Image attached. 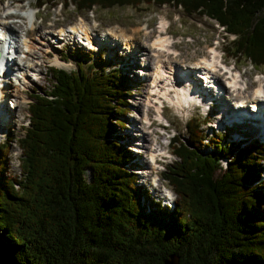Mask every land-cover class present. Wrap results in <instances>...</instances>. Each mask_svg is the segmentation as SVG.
Segmentation results:
<instances>
[{
	"label": "trees",
	"instance_id": "trees-1",
	"mask_svg": "<svg viewBox=\"0 0 264 264\" xmlns=\"http://www.w3.org/2000/svg\"><path fill=\"white\" fill-rule=\"evenodd\" d=\"M59 2L80 12L181 8L235 34L229 56L264 66V0H37ZM77 55L76 69L49 67L50 91L32 95L19 175L0 145V264H166L171 255L180 264H264V145L208 139L192 118L186 141L171 140L179 159L163 176L177 199L162 207L138 185L121 133L127 78Z\"/></svg>",
	"mask_w": 264,
	"mask_h": 264
},
{
	"label": "rangeland",
	"instance_id": "rangeland-1",
	"mask_svg": "<svg viewBox=\"0 0 264 264\" xmlns=\"http://www.w3.org/2000/svg\"><path fill=\"white\" fill-rule=\"evenodd\" d=\"M9 1L11 0H0V17L4 16L7 10H12L13 7H8ZM12 1L14 4H22L24 10L30 15L26 16V23L21 28L22 36L27 29L33 26V22L41 24V27H44L43 29L49 26L57 28L58 25L62 24H80L81 22H87L89 26L92 27L93 32L109 36L104 43L98 41L94 42L96 46L101 44V50L103 52H98L97 50L91 51L89 48H81L82 44L80 42H77L78 44L76 42L73 43L71 39L63 38V35L58 34V32H56L57 39H54L55 42L51 40L47 41L40 37L38 39H36V37L35 40H33L32 45L36 51L43 53V57L36 58L34 55L33 57L35 59L31 60V62L34 64H41V66H37L40 69L35 67V73H32L33 78H31V80L25 75L20 80V84L13 82V86L10 87L9 91L11 99L7 100V106L9 109L13 110L15 117L10 123L5 122L3 125L0 123L1 126H4V129L0 128V141H7L9 145L7 156L9 160L8 167L10 173L14 175L20 174L19 164L22 150L20 149L18 141L29 126V103L33 101L29 97V94L50 91L52 78L50 80L48 67L56 66L67 70H74L77 68V54L79 58H83L85 66L91 63L94 64L97 69L102 67L111 69L116 66L120 70V73L125 74L129 78V84L125 91L130 92L127 96L130 110L124 118L129 123L127 124V128L123 129V132L141 143L140 137L142 133L145 131L148 132V141H146L148 145H151V143L155 141L160 144L161 148L165 149V152H170V154L165 153V155H169L168 158H163V162L166 164L173 163L177 159L176 153L173 152L174 147L171 142V138L174 134H180L177 136H180V138L182 137V139H187L189 135V131H187L186 127L187 121L193 116H199L202 120L204 118L196 111H193L191 107L185 113L177 106L166 104L165 100L163 103L165 106L162 107L158 100L154 99L152 96H150L151 102H147V100H150L147 92L151 83L149 82L150 77L147 79L145 77L146 80H144V76L145 72L148 70L138 64L133 65L131 69L126 67V64H131L133 60L132 56L125 55L126 53L124 52V47L127 46L128 39L133 36L137 37L138 40L135 41L144 43L149 49L147 52H149V55L151 54L152 57V54H154L152 44L155 40V36L163 32L162 25L165 24V30H167L166 32H168V34L165 32H163V34L170 37V41L174 44L173 47L180 53L177 59L179 62H182V64L194 65L195 59L193 58L206 53L209 46L219 43V53L225 56L229 67L235 66V68L240 71L243 76V81L247 83V95L251 94L253 90L258 87V81L264 83V66L258 68L243 58L235 59L226 55L224 49L226 46H231V40L224 38V33L222 34L223 27H219L218 23L210 18L201 17L199 15H187L181 8H176L171 5L159 6L157 4H142L139 7L115 6L112 8H100L94 6L92 10L80 12L75 5H68L64 2H60L54 7L49 3L42 8H37V0ZM32 14L33 16H31ZM12 24H14V22ZM219 33H221L220 36L218 35ZM22 40L24 41L25 37ZM106 44L112 47L117 44L118 47L116 46V50H109L105 47ZM23 46L25 45L21 42V49L18 53L19 58H24L26 55V52H24L26 47L24 48ZM46 51H51L52 56H48ZM115 51L116 57H118L112 58L113 55H111V52L115 54ZM57 55L62 56L61 59H59ZM127 57H129L128 62H126ZM110 58H112V60ZM138 59L139 63L142 61L145 62V56L143 55H139ZM150 60H152V58ZM196 60L199 61L198 58ZM121 62H123V64ZM148 74H151V71H149ZM34 77H36V79H34ZM23 89H25L28 96L20 92ZM160 89L162 90L161 86ZM155 96L160 98L161 94ZM227 96L226 98L228 99L231 94L227 92ZM229 101L231 100L229 99ZM153 102H156V105L160 107V112L167 118L168 122L162 118L158 119L157 108L153 106ZM18 103H20L19 106H17ZM217 109L218 110L211 120L213 123L215 120L219 119V106H217ZM144 116H147L149 121H146ZM130 121L135 124L138 123L136 125H139V129L135 130L137 127L130 123ZM162 122L169 124L166 129L161 125ZM203 125L204 130L211 135L212 124L208 125L204 123ZM136 148L137 147H135V150ZM208 148L210 149V147L202 145L203 150H208ZM136 151L137 153L140 152L138 150ZM142 152L146 157V151L143 150ZM171 153H174V155ZM225 163L226 160H224L222 164L226 166ZM166 164L165 167L161 166L160 169H155L154 166L149 163V165L145 167L146 169H143L145 172L141 174L140 182L138 183H143L145 189H149L152 196L154 192H156V188L154 187L156 182L150 180L152 174L161 176L160 180L163 184L172 188L167 180L162 179L161 171L166 170ZM146 174L148 175L146 176ZM262 178H264V174ZM163 184H161L162 187ZM262 187H264V185H262ZM260 189H262L264 194V188ZM158 190L160 191L159 187Z\"/></svg>",
	"mask_w": 264,
	"mask_h": 264
},
{
	"label": "bare ground",
	"instance_id": "bare-ground-1",
	"mask_svg": "<svg viewBox=\"0 0 264 264\" xmlns=\"http://www.w3.org/2000/svg\"><path fill=\"white\" fill-rule=\"evenodd\" d=\"M13 2L9 1L8 2V7H10ZM15 7L18 6L20 9H24V6L20 3L14 5ZM16 19L14 22V25H12L10 22L5 21L4 19H1L7 30L12 32L15 35V38L17 39V48L16 52L19 51V48L21 47V28L24 26L26 23V16L21 15L20 13H16ZM44 27H41V24L34 23L33 26L30 29H27L26 31V38L23 41L24 45L26 46L27 49H25L24 52L27 51V54L24 58V61L22 58L20 59H15L14 63L11 65L9 68L6 77L3 81H5V87L2 89L0 92V96L3 97L7 95L10 91V86L12 87L13 84H11V77L10 75L13 74V71L15 70L14 67H17V69L21 70V74L27 76V71L28 70H33L34 67H37L38 65L41 66V64L37 63L35 65L31 64V60L35 59L33 56L35 55L36 58L43 57V53H39L38 51L35 50L34 46L31 44V40H33L35 37H40L44 38L46 40H53L57 38L56 36V31L53 29V26H49L48 28L43 29ZM91 27L88 24H79V26L73 29V31L79 32L81 36H85L86 34H89L91 31ZM162 30H165V26H162ZM61 34L63 35L64 32L63 30H59ZM168 34V32H165ZM117 34V33H116ZM72 33L68 32L67 33V38L72 37ZM156 37V36H155ZM131 41L128 40L127 46H125L124 52L126 53L125 55H129L133 57V60L131 64H127V67L131 69L133 65H141L143 66L144 69L148 70L145 72V77L146 79L151 77V85L149 86L147 95L154 97V99L158 100L160 104H163V100L160 99L159 97H156L155 95L161 94V97L165 98L170 102L171 105L177 106V107H183V102L184 103H190V106H192L191 100L188 99L187 95L190 92L189 89L183 85H180L178 81L174 78V74L182 69V71H185L186 74H192L193 70L190 68L191 65H188L186 68L187 70H184V64L182 62H179L177 57L180 55L179 52L173 47V43L170 41V37L166 36V34H163V32H160L159 35H157V38L154 40L152 46L155 48L154 54L151 57V54L149 55V52H147L149 49L148 47L141 42L135 41L138 40L137 37L133 36L130 38ZM75 43V42H74ZM118 44V43H117ZM109 46L106 44V47L113 49L114 47L117 46ZM95 47V46H94ZM220 46H214L210 47L206 53H203L199 57L193 58L196 59L198 58L199 61H196L194 64V68H204L206 65L203 64L202 62H205L207 59L211 58L213 64L212 68L216 65L215 63H225L228 65L227 59L225 56H219L218 50ZM47 55H49V52H46ZM45 53V54H46ZM134 54V55H133ZM111 55H115L114 52H111ZM139 55L145 56V62L142 61L139 63ZM58 56V55H57ZM152 58V60H150ZM129 57H127L126 61L128 62ZM29 61V63H28ZM40 69L39 67H37ZM153 70V74L150 75L148 74L149 71ZM35 73V72H34ZM4 75V74H3ZM238 76H242V74L239 71H236L235 73L233 72L231 78L227 81L228 87L235 86L237 89H234L231 93L230 100L236 101L238 104V107H241L243 104H246L247 106H251L254 108V110L260 109L262 104H264V85L260 82L258 84V87L253 90V92L249 95H247V88H245V84H242V82H239ZM243 78V76H242ZM166 81V82H165ZM216 83L220 86V89L224 92L229 93V88H227L221 81H220V76L215 77ZM1 84L2 81H0ZM165 82V83H163ZM176 82V85L175 83ZM247 85V83H246ZM160 86L162 87V90L160 89ZM193 92H196L195 88H192ZM21 92V91H20ZM24 92V91H23ZM33 93H30L29 96H32ZM26 96V95H25ZM27 97V96H26ZM225 99V98H224ZM227 99H225L226 101ZM147 102H151L150 100H147ZM151 104V103H150ZM154 106H156V102H153ZM20 103L17 104L19 106ZM245 105V106H246ZM160 108H157V110ZM9 109L7 106V102L3 101V103L0 106V123L3 125L4 123L1 121L2 117H7V123H10L11 120L14 119L15 114L13 110ZM227 113H223V116H225ZM158 119L161 117V113L158 110ZM144 119L146 121H149V118L147 116H144ZM168 122V120L166 119ZM0 124V126H1ZM138 124V123H136ZM134 123V126L137 127L136 129H139V125H136ZM241 126V125H240ZM239 128V126H237ZM1 129H4V126L0 127ZM242 129V128H241ZM148 132H143L141 135V140L143 142H146L148 140ZM155 144L154 142L151 144V148L149 149L150 152L152 153V157L154 158L157 153V149L154 148ZM153 146V148H152ZM148 174H146L147 176Z\"/></svg>",
	"mask_w": 264,
	"mask_h": 264
},
{
	"label": "water",
	"instance_id": "water-1",
	"mask_svg": "<svg viewBox=\"0 0 264 264\" xmlns=\"http://www.w3.org/2000/svg\"><path fill=\"white\" fill-rule=\"evenodd\" d=\"M166 264H180V257L177 255H171V257L166 260Z\"/></svg>",
	"mask_w": 264,
	"mask_h": 264
}]
</instances>
